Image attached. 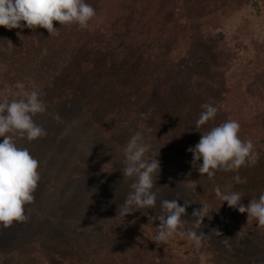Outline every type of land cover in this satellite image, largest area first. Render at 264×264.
I'll list each match as a JSON object with an SVG mask.
<instances>
[{
  "label": "trees",
  "instance_id": "1",
  "mask_svg": "<svg viewBox=\"0 0 264 264\" xmlns=\"http://www.w3.org/2000/svg\"><path fill=\"white\" fill-rule=\"evenodd\" d=\"M85 2L96 11L85 28L54 21L59 35L51 37L41 27L0 26V101L25 98L35 90L44 101H64L69 110L75 96H83L93 120L122 143L141 133L147 153L174 172L211 218L264 236L255 219L247 221V213L229 208L215 194L216 187L222 193L239 192L247 206L264 193V34L251 32L258 23H247V41L233 37L230 43L198 11V3L206 5L208 17L206 10H216L219 0H170L161 29L150 21L126 33V22L133 25L141 17L132 0ZM249 6L264 19V0H250ZM204 103L218 112L197 129ZM228 120L240 124L239 138L251 140L259 158L238 172L217 171L208 179L193 167L187 149L202 132ZM236 175L242 183H236ZM157 231L116 236L109 229L68 247L29 245L16 251L10 264H219L186 235L157 245Z\"/></svg>",
  "mask_w": 264,
  "mask_h": 264
},
{
  "label": "rangeland",
  "instance_id": "2",
  "mask_svg": "<svg viewBox=\"0 0 264 264\" xmlns=\"http://www.w3.org/2000/svg\"><path fill=\"white\" fill-rule=\"evenodd\" d=\"M169 2L132 0L134 12L141 17L133 25L131 20L126 22V33L135 31V27L143 29L150 21L154 29H161L160 18L169 15ZM249 3L250 0H219L216 10H206L208 17L203 14L206 5H197L204 23L210 24L215 31H224L223 38L231 43L233 37L247 41L249 20L258 23V30L251 32L264 34V19L250 10ZM256 16L257 19H253ZM44 102L47 111L33 119L45 129L46 136L31 143L18 141V147L27 148L39 161L36 198L25 206L26 221H14L11 227L0 228V264H10L14 253L29 245L60 244L68 247L72 243L101 237L109 229L116 236H124L137 229L158 227L159 220H150V217L157 215L159 202L163 199H177L181 206L184 200L191 201L182 219L188 222L187 228L192 227V212L202 206L158 157L155 158L160 163V171L153 189L157 192V207L144 210L146 215L143 211H135L126 217L118 216V208L124 203L133 182L123 180L121 170L126 144L93 120L83 96L76 95L69 110L64 101ZM2 142L3 138L0 139ZM145 155L146 158L153 156L150 152ZM209 217L204 218L197 231L206 235L201 246L217 263L264 264L262 233L236 230Z\"/></svg>",
  "mask_w": 264,
  "mask_h": 264
},
{
  "label": "clouds",
  "instance_id": "3",
  "mask_svg": "<svg viewBox=\"0 0 264 264\" xmlns=\"http://www.w3.org/2000/svg\"><path fill=\"white\" fill-rule=\"evenodd\" d=\"M96 15L95 9L85 0H0V26L11 29L38 27L46 29L50 36L59 35V28L54 27V21L61 26L77 25L87 27L88 22ZM24 22V23H21ZM41 93L31 91L25 98L13 99L10 102L0 101V228L7 229L14 221H26L25 206L35 201L40 175L39 161L27 148L18 147V141H32L46 136L43 127L36 124L34 117L47 111ZM202 111L195 122L199 129L214 119L218 109L211 104L201 105ZM147 118V113H141ZM240 124L228 120L202 132L199 142L189 147L192 153V165L201 176L212 179L217 171L238 172L241 167L254 165L258 153L251 140L242 141L239 138ZM149 146L143 142V136L137 132L129 139L124 150L122 161L123 180L131 179L129 192L124 203L118 208V216L126 217L135 211L155 209L157 207L156 180L160 171V163L153 155L146 158ZM202 161V163H199ZM237 184L242 183L239 175L234 177ZM215 194L229 208L247 213V221L255 219L257 226L264 228V193L259 199L250 200L245 206L239 192L222 193L219 187ZM179 198V195H177ZM191 201L184 200L181 206L177 199H163L159 202V212L150 220H159L158 231L153 239L163 244L174 235L183 236L185 232L194 246L199 248L206 236L201 228L205 217H208L205 205L192 212V227L187 228V221L182 217ZM146 215V214H145ZM210 218V217H209ZM215 230V229H213ZM212 230V231H213ZM220 234L217 230H215Z\"/></svg>",
  "mask_w": 264,
  "mask_h": 264
}]
</instances>
